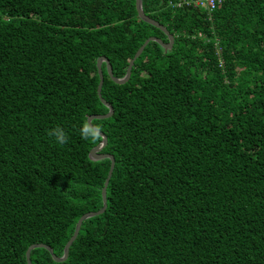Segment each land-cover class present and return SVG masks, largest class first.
<instances>
[{
    "label": "trees",
    "instance_id": "16d2710c",
    "mask_svg": "<svg viewBox=\"0 0 264 264\" xmlns=\"http://www.w3.org/2000/svg\"><path fill=\"white\" fill-rule=\"evenodd\" d=\"M179 2L142 0L170 49L149 42L123 84L101 65L105 211L31 264H264V0ZM151 36L135 0H0V264L60 257L102 207L110 159L79 134L108 112L96 60L121 78Z\"/></svg>",
    "mask_w": 264,
    "mask_h": 264
},
{
    "label": "water",
    "instance_id": "95a60500",
    "mask_svg": "<svg viewBox=\"0 0 264 264\" xmlns=\"http://www.w3.org/2000/svg\"><path fill=\"white\" fill-rule=\"evenodd\" d=\"M135 8H136V12H137V16L144 22L149 23L155 27H157L158 29H160L162 32H164L168 38V41L165 43L163 42L161 39L151 36L148 37L147 39H145V41L139 46V48L136 50V52L134 53L133 57L130 59L127 68H126V72L125 75L121 78H117L115 76H113L112 74V69H111V65L108 61V59L105 56H99L96 60V67H97V72H98V77H99V82L97 85V95L101 101V103L106 106L108 108V112L105 114H92L90 116L87 117V121L91 122L92 119L95 118H108L112 115L113 113V108L111 106L110 103H108L101 95V87H102V83H103V73H102V69H101V65L102 63H105L106 65V71L107 74L109 75V77L111 78V80L115 83L118 84H123L125 83L131 74V69L132 66L134 64L135 59H137L140 54L142 53L144 47L151 41L157 42L165 51L167 49H170L172 47L173 44V36L166 30V28L161 25L159 22H157L156 20L150 18L149 16H147L142 9V0H135ZM101 135L104 137L103 142L102 143H98L97 145H95L90 151H89V158L92 160H100L103 158H109L110 159V166H109V170L107 173V176L105 178V181L103 183V186L101 188V198H102V207L97 210V211H89L84 213L76 222L75 227H74V231L71 235V237L68 239V241L66 242V244L64 245L63 248V253L60 257H57L51 247L45 245V244H40V243H36V244H31L30 246H28V248L25 251V257H26V264H31L30 261V252L33 248H37V247H42L47 249L50 254L52 255L53 259L57 262H61L64 261L67 257H68V253H69V248L72 244V242L75 240V238L78 235V232L80 230L81 224L82 222L90 217L99 215L101 213H103L105 211L106 208V187L108 185L109 179L112 175V171H113V167H114V158L111 154H107V153H101V150L105 147V145L107 144V137L106 135L101 132Z\"/></svg>",
    "mask_w": 264,
    "mask_h": 264
},
{
    "label": "clouds",
    "instance_id": "9594fccd",
    "mask_svg": "<svg viewBox=\"0 0 264 264\" xmlns=\"http://www.w3.org/2000/svg\"><path fill=\"white\" fill-rule=\"evenodd\" d=\"M102 129L100 126L85 121L79 128L81 139L91 141L92 143H102L104 137L101 135ZM48 136L54 138L58 145H65L68 143L69 137L64 128L57 125L55 128L48 130Z\"/></svg>",
    "mask_w": 264,
    "mask_h": 264
},
{
    "label": "built area",
    "instance_id": "2783aa9c",
    "mask_svg": "<svg viewBox=\"0 0 264 264\" xmlns=\"http://www.w3.org/2000/svg\"><path fill=\"white\" fill-rule=\"evenodd\" d=\"M222 0H181L179 4L183 3L185 5H193L194 7L196 6H201L208 11L213 10L218 4L221 3Z\"/></svg>",
    "mask_w": 264,
    "mask_h": 264
}]
</instances>
